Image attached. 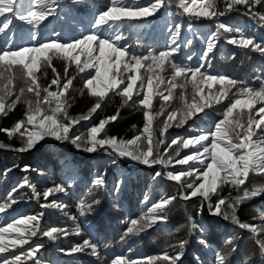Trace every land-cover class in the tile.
I'll list each match as a JSON object with an SVG mask.
<instances>
[{
	"label": "snow or ice",
	"instance_id": "6c2138e0",
	"mask_svg": "<svg viewBox=\"0 0 264 264\" xmlns=\"http://www.w3.org/2000/svg\"><path fill=\"white\" fill-rule=\"evenodd\" d=\"M217 2L179 0L177 5L182 9L180 15L186 14L189 21L201 17L217 20L215 31L202 37L204 48L200 55L201 62L192 65L176 60L182 49L191 44L189 38L181 37L182 25L179 23L168 29L170 37L162 51L148 50L146 54H141L135 51L134 45L126 42L127 36L122 30L126 24L154 17L161 9L167 11L169 0H109L104 9L92 13L93 18L86 32L67 41L62 40L60 33H55V38L43 40L40 31L41 26L47 27L43 22L50 17L58 21L62 16L66 17L65 23L69 26L77 20L61 0H0V17L3 18L0 19V35L8 36L13 20L18 19L28 25L30 42L19 47L9 41L0 45V117H6L20 103L25 106L23 117L9 128H0V132L6 133L10 140L14 137L20 140V146L12 148L18 153L31 150L45 138H54L71 143L78 151H103L113 165L124 159L148 167L158 165L159 170L154 172L153 181L161 178L173 181L177 185V192L175 195L161 196L139 217L131 219L121 236L122 241L166 224L172 210L170 206L178 198L190 200L199 197L207 202L209 215L220 216L250 234V239L258 248L259 264H264V213L253 218L259 219V224L242 221L237 215L241 204L264 196V72L257 70L255 79L259 81V86L254 87L250 82L229 74H211L207 71L222 37L228 44L264 56V37L257 38L255 34H247L219 20L233 10H239L237 6H244L245 15H250L264 27V11L255 10L257 6L264 9V0H223V8H218ZM80 3L81 0H72L73 5ZM187 27L194 36L199 35L191 23ZM53 59L64 61L63 76L53 66ZM184 60L191 61L192 54H186ZM72 65H75L78 73H86L79 95L87 93L93 98L88 110L78 116L69 112L76 99L69 92L76 78L70 76L68 71ZM165 65L170 69L167 78L161 75ZM49 68L54 76L44 87L39 82L40 77L46 76ZM89 69L94 71L88 73ZM18 82L22 86L17 89ZM53 86L55 90H50ZM177 88L182 90L179 96H175ZM233 89L236 91L233 92ZM109 93L121 98L115 113L100 118L98 123L92 122L86 133L74 131L81 121H92L98 110L102 111L106 100L111 99ZM134 96L137 99H133ZM157 97L162 102L159 109L154 110L153 102ZM174 98L178 101V107L166 111ZM225 99L229 103L223 108L222 118L209 128L201 127L197 122L208 116L205 109H212ZM123 107L142 110L145 118L143 129L131 139L108 133V126L117 121ZM159 117L164 119L154 128V120ZM170 128L183 129V134L177 133L173 138L169 133ZM9 147L12 146L0 142V148ZM185 149L191 152L181 156ZM176 165L181 167L177 168ZM30 168V165H24L21 170L28 172ZM31 170L39 172L37 169ZM11 171V168L6 169L5 174ZM250 173L260 174L261 181H248ZM106 175L105 170L95 177L93 186L104 188ZM123 182L121 176L113 186L114 193L119 194ZM224 185L230 186L237 194L233 196L229 191L227 196L222 195ZM25 186L30 189L31 195L17 194ZM68 192L67 184L60 183L45 188L41 193L25 176L0 202V213H7L10 209L14 211L13 205L24 199L39 202L42 197L47 201L49 196L56 193L67 195ZM147 200L146 196L145 202ZM99 203V199H81L78 215H69L64 211L67 205L55 199L41 203L40 207L63 212L75 226L72 233L79 235V217L91 213ZM203 208L204 204L201 203L197 216L202 215ZM44 214V211L34 215L22 214L0 226V254H6L0 255V264H28L29 261L31 264H55L38 255L44 244L36 243L33 238L47 237L49 241H56L70 233L63 228H43L41 220ZM181 227L187 228L189 236L201 233L198 243L213 252V264H232L229 257L236 252V236L225 241L232 247L227 253H222L211 249L203 239L205 227L195 217L189 216L188 223ZM188 243V239H182L170 246L171 253L165 250L162 255L144 258L133 256L129 248L127 254L115 255L110 264H156L157 261L161 264H181ZM107 247V244L90 237L70 249L61 248L58 251L65 255L87 253L101 260L100 250ZM13 249L19 251H10ZM196 262L202 264L199 257H196ZM238 264H257V261L249 255Z\"/></svg>",
	"mask_w": 264,
	"mask_h": 264
},
{
	"label": "trees",
	"instance_id": "16d2710c",
	"mask_svg": "<svg viewBox=\"0 0 264 264\" xmlns=\"http://www.w3.org/2000/svg\"><path fill=\"white\" fill-rule=\"evenodd\" d=\"M104 1L105 3L107 2V4L109 3V0ZM74 6L80 17L85 21H91L87 11L92 6V0H81L80 4ZM217 7H224L223 0H218ZM237 7L239 10H233L227 15L220 17V22H226L230 26L244 30L247 34H255L257 38L264 37V27H261L250 15H245L246 9L244 6ZM255 10L264 11V9H261L259 6H257ZM230 15L243 17V19H230ZM206 19L216 26V18ZM182 22L183 21L180 22L181 25ZM132 23L133 26H139V22L137 21H133ZM171 26H173V24ZM127 27L128 26L125 25L123 28V31L127 35V43L134 45L137 53L146 54L147 52L139 51L140 46L143 45L142 40L136 41L134 30H129ZM155 27L156 26H154V29L158 36L156 44L163 45L165 40L162 38L161 29H156ZM70 39L71 38H67V40ZM192 48H195L194 40H191V44L188 47L183 48L184 56L189 53L192 54ZM224 48H228V50L223 53L221 57H216L212 60L210 63L212 68L208 69L210 67L208 66L207 71L211 74L226 73L239 80L248 81L254 87H258L259 81H257L255 77L258 69L264 72V56H261L258 52L242 50L237 46L228 44L222 37L215 51L219 52ZM184 56L182 52L178 54L176 57L177 62L191 63L192 65L199 64L198 61H195V59H198L197 56H193L192 54L191 61H185ZM52 64L56 71L63 76L64 61L53 59ZM43 71L44 69L42 68L41 72ZM68 71L70 76L76 77L73 80L72 87L69 89L70 94L76 97L69 112L73 116H78L88 110L93 103V98H90L87 93L83 96L79 95V89L82 87L86 73H78L75 65L69 67ZM93 71L94 70L89 69L88 73ZM141 71L143 72V69ZM37 75L40 74L38 73ZM161 75L165 78L170 75V69H168L167 65H165V71L161 73ZM53 76L54 73L52 69H47V75L40 77V84L47 87ZM20 86H22V84L18 82L17 89ZM216 87L219 86L217 85ZM50 90H55V86ZM181 91L180 88L175 89V96H179ZM190 91L191 88L189 87L188 92ZM232 91L235 92L236 90L233 89ZM229 95H231V93H229ZM109 96L111 99L106 100L105 106H102V111L98 110V113L93 116L92 121H81L80 124L76 125L74 131L86 133L92 122L98 123L100 118L114 114L121 104V98L111 93H109ZM133 99H137V97L134 96ZM161 102L159 97H157L153 102V109L158 110ZM228 103L229 101L226 102V105ZM170 104L171 107L167 108L166 111H171L172 108L178 107V101H176L175 98ZM24 111L25 106L22 103L18 104L15 110L11 111L6 117H0V128L11 127L15 121L23 117ZM213 118L221 119L222 116H212L207 120L204 119L197 123L200 124L201 127L206 128L205 123L214 121ZM163 119L164 117H159L154 120L153 127H158ZM144 124L145 118L142 110L123 107L120 109V117L117 121L108 126V133L112 136L131 139L143 129ZM185 127H187V125ZM169 133L171 137L174 138L177 133L183 134V129L170 128ZM0 142L12 146L9 148H0V202H3L8 197L12 189L19 185L25 176L28 177L31 183L36 185L37 190L41 193L45 188L60 183H66L69 188L67 195L64 193H56L54 196H49L47 201H44L42 197L39 202L35 199H28L30 201L29 207H22L11 213V215L5 219H1L4 217H2V213H0V226L4 225L5 221L10 222L13 217H19L22 214L34 215L37 212L44 211L45 214L41 220V226L43 228L57 227L68 230L70 233L69 235L61 236L56 241H49L47 237H43L42 239L33 238L36 243L42 242L44 244V248L39 251L38 255L55 262V264H110L111 259H113L115 255L121 253L127 254L129 248L132 249V255L135 257L144 258L162 255L165 250L171 253L172 248L170 246L177 244L178 241L182 239H188L189 243L186 247L185 256L181 264H197L196 257L200 258L202 264H213V252L210 251L209 248H205L198 243V238H200L201 233L197 232L189 236L187 228L181 227L188 223L189 216L195 217L203 224L205 227V232L202 234L203 239L208 242L211 249L227 253L232 246L228 245L225 241L230 237H237L234 241L236 252L232 253L229 257L232 264H238L241 259L249 255L259 264L260 258L258 255V248L254 241L250 239V234L246 230L240 229L237 225L224 220L220 216L209 215L207 202L202 201L199 197L190 200L178 198L173 205L170 206L172 210L166 224H160L157 227L141 233L139 236H130L122 241L121 236L129 226L130 220L139 217L147 210V207L150 206L147 205L148 203L144 204V197L146 194L150 193L154 195V201H157L163 195H175L177 192L176 183L164 178L158 179L160 187H156L155 189L152 187L154 183L152 177L154 172L159 170L158 165L154 167H148L142 164H139V166H130L125 160H120L118 164L113 165L109 157L103 151H98L96 153L79 151L81 155H88V158L84 159L85 161H94V158H96L97 162L92 165L90 167L92 169L86 173V180L82 185H76V182H74L75 180H72L74 182L72 185L68 182V174L63 173L65 170L61 163V159L55 158L56 160L52 161L46 156L41 155L42 152L47 150H59L63 148L65 144H67L66 149L69 155L72 151L76 150L71 143L61 142L54 138H45L39 141L31 150L18 153L12 150V148L20 146V140L18 138L14 137L10 140L6 133L0 132ZM55 144H62L63 146L56 147ZM161 151H163V148ZM190 151V149H185L184 152L181 153V156ZM15 165H19L20 167H15ZM24 165L31 166L28 172L21 170ZM175 167L179 168L181 166L176 165ZM9 168H11L12 171L5 174V170ZM31 169H37L39 172L32 171ZM105 170L107 171V175L105 176L106 185L102 189H97L92 184L95 178L93 175L97 177L99 174L105 172ZM134 174H142L144 177H134ZM121 176H123L124 187L127 179H129L127 191L125 190L122 196L113 191L114 184ZM261 179L262 176L260 174L250 173L248 181L257 183L260 182ZM229 191H232L233 196L237 194L230 186L224 185L222 195L227 196ZM20 193H28V195H31L30 189L26 186L20 189L17 194ZM53 199L65 203L67 208L64 211L69 215H78L77 208L81 199L85 201L99 199L100 203L94 206L91 213L84 217H79L78 222L80 223L81 233L76 235L72 233V229L75 227L73 222L67 215H64L63 212L56 209H41V203L51 202ZM24 201L25 200L18 201L17 204L13 205V208L17 209V205H21ZM213 202H215V197H213ZM201 203L204 204L203 213L197 216ZM262 213H264V196L254 198L241 204L237 215L242 221L259 224L260 220H254L253 218L259 217ZM6 214L7 213H5V215ZM90 237L108 245L107 248H101L100 250L101 260H97L87 253L65 255L58 251V249L61 248L65 250L70 249L72 246L80 244L84 239ZM10 251L18 252L19 250L13 249ZM28 264H31V261H29ZM156 264H161V262L157 261Z\"/></svg>",
	"mask_w": 264,
	"mask_h": 264
},
{
	"label": "rangeland",
	"instance_id": "374dc122",
	"mask_svg": "<svg viewBox=\"0 0 264 264\" xmlns=\"http://www.w3.org/2000/svg\"><path fill=\"white\" fill-rule=\"evenodd\" d=\"M71 0H61V3L67 6V9L70 10L76 17L77 20L73 21L71 26H69L68 23H65L66 17H62L61 20H56L52 17L49 18L48 21H44L43 24H46L47 27L41 26V33H42V39L47 40L49 38H55V33H60L62 40L67 41V38H72L73 36H78L82 32H86L88 28L90 27V21H85L82 17H80L79 13L75 10V6L68 2ZM142 2H146V0H142ZM179 3V0H169V7L167 8V11L164 9H161L154 17H149L144 20H139V26H133V23L126 24L129 28V30H134L135 32V40L139 41L142 40V46H140L139 51L147 52L148 50H155V51H162L165 49L166 44L169 40L170 33L168 29L172 27L171 25L180 24L182 22V29H181V37H187L190 40H194L195 48H192V54L197 56V61L200 63V55L201 51L204 48L203 39L202 37L206 36L208 33L215 31V26L213 23L209 22L205 17H201L199 19H192L191 21L188 20L187 15H180L182 12V9L178 8L177 5ZM107 2L105 3L104 0H92V6L87 11L89 14L90 20H92V13H94L97 9H104L107 6ZM230 19L234 20H242L243 17H239L236 15H230ZM0 19H3L0 17ZM188 23H191L193 30L196 33H199V35L194 36L192 31H189L187 25ZM155 28L161 29V35L162 38L165 40L163 45H157L156 42L158 40V36L155 32ZM27 28L28 25H26L24 22L19 21L18 19H14L13 23L11 25V32L8 34V36L0 35V45H3L6 41L14 43L17 47L21 45H26L29 42L28 36H27ZM75 29V30H73ZM123 30V29H122ZM127 36V35H126ZM127 42V41H126ZM19 43V45H18ZM228 50V48H224L221 51L217 52L214 50V59L216 57H221L223 53H225ZM212 59V60H214ZM210 66L208 69H211ZM207 91V89H205ZM234 92V91H233ZM181 94V93H180ZM176 100V99H175ZM177 101V100H176ZM228 100L225 99L222 104L220 105H214V108L212 109H205V111L208 113V116L205 118L206 120L212 116H222V111L224 106H226V102ZM259 107V105H257ZM214 121L210 123H205L206 128H209L212 126V124L218 120V118H213ZM56 147L63 146L62 144H55ZM67 144L64 145L63 148L59 150H47L45 152H42V156H46L52 161H55L57 159H61V163L63 164L64 172L68 174V182H70L72 185L74 182H76V185L82 183L86 180L85 175L88 171H90L92 168H90L92 165H94L97 162V159L94 158V161H85V158H88V155H81L79 151L74 150L69 155L67 153ZM84 152V151H82ZM191 152V151H190ZM189 152V153H190ZM84 157V158H83ZM125 162L130 166H139V164L129 161L127 159H124ZM131 170V168H130ZM126 174V173H124ZM96 177V175H93ZM134 177H140L143 178L144 176L142 174H134ZM117 177V176H116ZM72 180H75L74 182ZM129 179H127V182L124 187V182L120 190V196H122L123 192L127 191V185H128ZM160 182L157 180V182H154L152 184V187L154 189L156 187H160ZM75 185V186H76ZM148 200L144 204L150 205L152 202H154V195H151L150 193L146 194ZM145 196V197H146ZM144 197V198H145ZM262 197V196H261ZM24 203L21 205H17L18 208L13 210H8L7 214L2 213L1 219L7 218L11 213L15 212L16 210L22 208V207H29L30 201L28 199H24ZM128 204V203H127ZM14 209V208H13Z\"/></svg>",
	"mask_w": 264,
	"mask_h": 264
}]
</instances>
